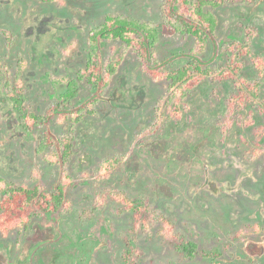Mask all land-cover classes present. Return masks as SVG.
<instances>
[{"label":"rangeland","instance_id":"rangeland-1","mask_svg":"<svg viewBox=\"0 0 264 264\" xmlns=\"http://www.w3.org/2000/svg\"><path fill=\"white\" fill-rule=\"evenodd\" d=\"M27 1L25 11L18 5L10 17V7L0 10L13 32L23 20L19 8L30 13L35 7L36 16L84 29L102 25L107 16L133 20L155 29L151 62L165 61L168 71L186 61L173 59L175 53L196 46L194 37L168 25L165 0ZM205 10L216 27L200 55L225 68L224 75L217 71L165 105L170 80L153 79L136 49L102 42L106 68L123 59L92 114L84 111L74 124L52 120L57 138L73 137L74 153L62 163L55 145L39 146L42 126L28 135L19 130L0 99V117L8 121L7 127L0 121V184L51 191L67 183L58 211L0 233V264H123L125 255L130 264H264V0ZM75 40V49H85L74 57L81 62L88 47ZM20 44L21 32L11 57ZM54 46L59 52V41ZM5 52L0 36V54ZM234 61L240 70L231 78L226 73ZM7 65L13 73V59ZM53 67L60 75L68 68L55 59ZM236 81L256 87L257 96L240 100ZM47 86L29 88V105L41 115L55 102L42 92ZM92 92L82 77L76 102ZM119 157L123 161L102 172ZM188 243L192 254L180 249Z\"/></svg>","mask_w":264,"mask_h":264},{"label":"flooded vegetation","instance_id":"flooded-vegetation-1","mask_svg":"<svg viewBox=\"0 0 264 264\" xmlns=\"http://www.w3.org/2000/svg\"><path fill=\"white\" fill-rule=\"evenodd\" d=\"M26 2L29 3L27 0ZM26 2L21 3L18 0H0V10L2 11L4 7H10L8 9V16L10 17V13L17 12L18 5L21 10L25 11L24 8L26 7ZM30 2L38 5L37 2H33L31 0ZM11 4H13V7H11ZM20 8L18 13L23 17V20L19 28H14V32L12 26L8 27V25H6L9 17H5L0 13V36L3 38V50L6 51L5 53L0 54V99H2L1 102L5 101L7 103L9 108H7V110L11 111L15 117L14 126H16L19 130H22L28 135L31 133L33 134L35 130H38V128H41L42 126L44 129L43 134H34V136L40 135V137L36 139L38 142L40 140L39 146L55 145L56 150L60 155L59 159L61 163L64 162V160L69 159L74 153L73 137L71 133H69L66 137L57 138L51 125L52 120L54 118L58 121L68 120L70 124H74L81 121L84 111L87 110L90 114H92L95 110L94 108L97 102L102 100V93L105 87L108 85L110 79L114 76L117 68L122 62L123 57L121 56L120 61L114 62L112 60L106 68L107 65L102 58L101 52L102 42L111 40L120 41L127 48L136 49L140 59L142 60V65L144 64L145 67L148 68V72L153 79H169L165 72H171L172 70H167L165 61L160 62L156 60L154 65L150 61V57L144 56L139 48L127 45L119 38L98 36L97 32L99 31L101 25L94 27L93 29H84V24L71 25L64 19L57 22L56 18H44L45 14L36 16L34 12H32L35 7L31 9L30 13H22ZM24 22H26V25H23ZM19 30L21 32V44L18 46L19 51L16 48L14 50L15 55L11 57L12 44L14 41L20 40ZM75 39H78L79 43L82 42L88 47L87 57L85 58V56L82 55L81 58L83 59L81 62L80 60L77 61L74 59V57L77 56V53L85 54V49L83 48L84 52L80 51L79 48L75 49V47H77L76 44H78ZM40 40H42L41 43H39ZM56 40L59 41L61 47L59 52L55 50L57 49V46H54ZM218 48L219 47L216 43V47L214 48L215 55ZM193 51L195 57L200 59V61H203V66L208 67L213 71L211 75H207L206 77L213 76L217 71H219V74H223L225 72V68L218 70L216 67L214 68L212 64L209 65V63H207L200 55L203 51L196 52L197 50L195 49H193ZM191 53L192 51L188 53H175L172 58L177 59L184 57L186 60L184 64H186L191 57ZM12 59L16 67L13 73L7 65L8 61ZM54 59L57 61L60 60V62L62 61L64 65L68 66V68L66 67L67 70L64 75H60L61 71H58V67H53ZM33 60H37L38 62L33 63ZM70 65L72 68H75L73 65H78V67L69 71ZM181 66L173 70H176ZM151 69L157 70V73L159 72L158 75L154 76ZM82 77H84L86 82L93 88V92L87 99L78 103L76 101L78 100L79 91L81 89ZM205 78L203 80H205ZM202 81L196 87H198ZM39 85H48L45 90H42V92L45 91L44 93L49 102L55 101L47 109L45 115H41L40 111L34 108L35 106L32 108L28 101L30 97V90H33L34 87L37 88ZM191 90L185 91L182 96ZM244 93H248L247 96L250 99L255 98L254 94L250 91H246ZM179 95L181 94L178 92H176V94H171L168 88V96L163 98V103L167 105L171 102V97L173 96L180 99ZM176 101L178 104L179 101ZM177 104H174L173 108L179 111ZM0 121L2 123L4 122L7 127L8 121H4L1 117ZM36 150H38V148ZM118 159L120 160L119 162L123 161L120 157Z\"/></svg>","mask_w":264,"mask_h":264},{"label":"trees","instance_id":"trees-1","mask_svg":"<svg viewBox=\"0 0 264 264\" xmlns=\"http://www.w3.org/2000/svg\"><path fill=\"white\" fill-rule=\"evenodd\" d=\"M227 1L237 0H165L168 25L174 31L179 30L194 37L196 52L203 51L208 41L212 39L216 27L215 17L205 9L207 6L216 8ZM155 33V29L147 24L121 17L107 16L97 35L119 38L127 45L139 48L144 56L150 57L151 61L150 49L155 41ZM241 51L242 54L248 53L246 48L241 49ZM193 52L186 64L171 72H165L171 80L169 86L171 94L178 92L181 97L185 91L195 88L207 75L213 73L211 69L203 66V61L196 58ZM239 70V62L234 61L226 74L228 77L235 78L238 76ZM151 72L154 76L159 73L155 69H151ZM259 74L263 75L262 70H259ZM236 85L242 91L240 100L244 97L249 98L248 93H244L246 91H250L255 97L257 96V89L253 85H246L243 81H236ZM119 161V159L108 161L103 166L102 172L111 170L119 164ZM122 199L124 200V198ZM65 201L66 184L62 181L51 191H44L39 187L15 186L11 183L0 184V233L5 234L12 229L26 225L37 214L54 213L65 204ZM180 249L192 254L194 244L181 245ZM123 264H130V259L126 255Z\"/></svg>","mask_w":264,"mask_h":264}]
</instances>
